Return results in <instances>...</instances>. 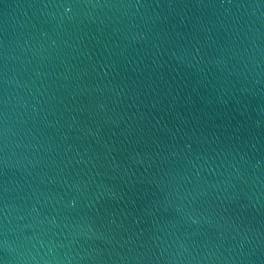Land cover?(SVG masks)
Masks as SVG:
<instances>
[{"label":"water","instance_id":"water-1","mask_svg":"<svg viewBox=\"0 0 264 264\" xmlns=\"http://www.w3.org/2000/svg\"><path fill=\"white\" fill-rule=\"evenodd\" d=\"M0 264H264V0H0Z\"/></svg>","mask_w":264,"mask_h":264}]
</instances>
